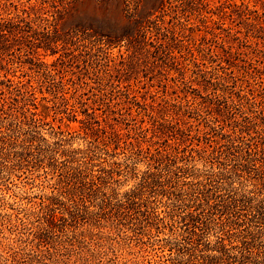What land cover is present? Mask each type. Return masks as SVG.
Returning a JSON list of instances; mask_svg holds the SVG:
<instances>
[{
  "label": "rangeland",
  "instance_id": "rangeland-1",
  "mask_svg": "<svg viewBox=\"0 0 264 264\" xmlns=\"http://www.w3.org/2000/svg\"><path fill=\"white\" fill-rule=\"evenodd\" d=\"M0 22L22 28L19 32H3L0 55L4 56V51L8 59L22 50L24 63L21 68L15 67V77H9L15 83L22 80L23 90L61 87L73 92L75 99L84 100L91 112L95 106L102 108L92 114L99 123L83 114L79 116L81 121L71 122V131L78 133L68 136L63 148H70L72 143L92 146V138L86 132L101 134L103 138L105 132L108 136L120 133L125 145L134 126L125 123L132 117L145 118V126L151 128L150 136L157 119L176 126L180 122L179 127L190 133L192 140L200 130L201 135L209 131L211 136H219L213 140H220L221 132L238 136L240 147L249 138L251 143L264 145V0H0ZM35 33L58 35L62 41L56 50L46 51L39 47L42 35ZM9 50H14V55L7 56ZM31 58L38 62L39 71H49L52 76H37ZM5 91L0 89V139L4 141L0 142V182L6 184L0 187V264H82L78 243L66 242L75 228L63 226V219L57 220L58 226L53 230H45L49 227L44 220L28 224L29 230L15 220L17 216L27 220L28 205L22 206V195L49 191L48 181L57 183V174L33 167L32 158L22 163V152L35 151L34 145L23 141L35 129L22 122L23 111L12 110H19L20 106L16 93ZM43 102L51 104L49 99ZM181 112L186 115H177ZM246 125L255 128L251 135L243 133ZM40 129L48 139L61 137L56 132L59 128ZM132 134L135 135L134 130ZM178 138L159 133L146 146L170 151L172 146L183 143L181 135ZM193 142L194 148H200L196 140ZM43 144L41 140L39 145ZM206 150L210 153L212 148ZM4 152L10 155L5 156ZM116 152L113 157L102 151L94 163L95 174L100 176L101 168L111 169L113 160L123 162L126 152L129 154L123 148ZM134 165L139 171L146 169L144 162ZM192 166L205 169L210 176L219 170L218 165L205 167L203 161ZM230 169L228 165L225 171ZM238 179L247 186L252 184L250 174L241 172ZM135 180L123 178L121 190L131 187ZM183 180L189 186L193 179ZM7 201L14 203L16 209L6 207ZM75 204L71 202L72 206ZM6 212L14 213L13 222L4 216ZM103 223L101 230L105 235L112 231L113 240L96 236V242L102 243L88 245L108 253L105 264H114L112 259L116 257L120 264L140 258L139 243L132 231L121 233L111 223ZM89 228L99 231L88 225L75 230L83 237L89 235ZM42 234L46 236L43 242ZM71 239L76 240L73 236ZM163 254L158 250V255Z\"/></svg>",
  "mask_w": 264,
  "mask_h": 264
},
{
  "label": "trees",
  "instance_id": "trees-1",
  "mask_svg": "<svg viewBox=\"0 0 264 264\" xmlns=\"http://www.w3.org/2000/svg\"><path fill=\"white\" fill-rule=\"evenodd\" d=\"M17 26L14 23L10 26V23L7 25L0 22V36L5 31L19 32L22 28ZM37 35H42V46L39 47L46 51L56 50L62 41L58 35L51 33ZM13 51L9 50L7 56L14 55ZM2 54L0 89L4 93L5 89L9 93H16V101L20 106L19 110L17 107H12V110L23 111L25 120L22 122L35 129L23 139L34 145L35 151L22 152V163L32 158L33 167H42L46 169V173L57 174L56 185L48 181L49 191L34 196L22 195V206L28 205L25 208L28 212L27 220L19 216L15 220L25 230H29L28 224L42 220L49 227L45 230H53L60 219L65 222L63 226L75 229L86 225L98 228V232L87 229L89 235L84 234L83 237H79V233L72 229L73 234L70 236L77 242L71 237H68L71 241H66L69 245L78 243L79 261L82 264H105L108 253L88 245V242L102 243L96 242V236L100 240H113L112 231L105 235L101 230L103 222L111 223L121 233L132 231L136 236L140 258L128 259L123 264H264V145L251 143L253 140L249 138L248 142H243L244 147H240L238 136L221 132V139L213 140L212 138L219 136H211L209 131L201 135L200 130L192 140L191 134L179 127L180 122L176 126L157 119L153 121V126L156 127L150 136L151 128L145 126V118L137 120L132 117L125 123L126 126L134 125L127 134L125 145H122L123 137L120 133L108 136L105 132L104 138L108 139H104L101 134L91 135L86 132L92 138L89 142L92 146H74L72 143L70 148H63L68 136H72L73 132L78 133L76 130L71 131V122L81 121L79 116L83 114L87 119L91 118L99 123L92 114L102 108L95 106L91 108V112L84 100L75 99L73 92L61 87L50 90L32 87L31 90H23L22 80L15 83L9 77H15V67L21 68L24 63L22 50L8 58L9 60L5 58L4 51ZM31 64L37 76H52L51 72H41L36 68L38 62L35 58H31ZM47 99L51 104L43 102ZM105 104L107 105L106 102ZM3 110L5 111L4 108ZM177 115L186 114L181 112ZM192 115L189 114L188 117L194 118ZM15 119L19 117L15 116ZM43 126H50L53 130L59 128L56 132L61 137L57 136V140L56 136L52 140L48 139L40 129ZM2 127L0 119V129ZM252 129H255L252 125H246L242 131L251 135ZM99 130L103 131L101 128ZM133 130L135 135L132 134ZM159 133L175 135L176 138L181 135L183 143L172 146L170 151L167 148L161 149V146L155 149L146 146ZM41 140L43 145H39ZM188 140L191 141L189 145L186 144ZM194 140L200 148L193 147ZM223 140L225 142L222 143ZM0 142L4 141L0 139ZM207 146L212 148L210 153H207ZM121 148L129 151L123 162L113 160L111 169L101 168V175L95 174L94 163L101 158L102 151L116 157V150ZM4 155L8 156L10 153L4 152ZM57 156L60 157L57 159ZM140 161L145 163V170L139 171L138 166L134 165ZM196 161H203L205 167L214 168L218 165L219 170L210 176L205 173V169L192 166ZM62 162H69L70 165L62 166ZM117 164L119 167L115 168L114 165ZM228 165L231 169L225 171ZM194 169L200 170L196 172ZM241 172L250 174L251 185L247 186L243 180L238 179ZM190 177L193 180L188 186L183 179ZM123 178L136 180L131 187L121 190ZM3 183L0 182V187L6 185ZM0 191H3L2 188ZM71 202L77 204L72 206ZM61 206L64 207L63 210ZM6 207L16 209L15 204L9 201ZM4 216H9L10 222H13L14 213L6 212ZM44 236H41L42 242ZM47 236L50 239V235ZM110 248L117 255L115 247L111 245ZM158 250L164 254L158 255ZM117 259L118 257L112 259L114 264H120Z\"/></svg>",
  "mask_w": 264,
  "mask_h": 264
}]
</instances>
